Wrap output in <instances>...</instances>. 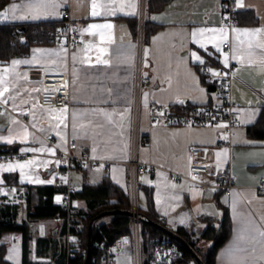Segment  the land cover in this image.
I'll return each instance as SVG.
<instances>
[{
  "label": "crops",
  "instance_id": "1",
  "mask_svg": "<svg viewBox=\"0 0 264 264\" xmlns=\"http://www.w3.org/2000/svg\"><path fill=\"white\" fill-rule=\"evenodd\" d=\"M224 1L167 0L161 9L147 13V20L156 22L158 27L147 40L145 47L147 55H144V71L150 82L142 90L139 112L140 137L148 136L149 141L145 143L140 140L137 154L140 161L155 165L140 177V183L151 187L155 212L158 217H164L162 222L167 227L186 228L192 233L197 245L207 249L209 246L203 244L207 239L199 238V235L208 225L207 221H213L214 225L218 226L225 210H228L232 231L216 251L217 264H225L229 250L236 244V236L241 230H245L246 237L252 227L264 231V194L256 188L264 177V138L252 137L247 132V127L257 120L264 106V52L253 49V54L249 57L245 46L236 53L241 58L234 59L230 43L220 44V51H217L213 42L207 39L211 33L205 32L202 38L205 44L203 48L194 43L191 36L192 32H198L199 29H226L229 40H232L233 26L240 29H264V0H242L245 7L237 9L252 10L256 21L241 24L222 21ZM59 2L60 8L66 6L69 10L70 27L85 33L82 46H70L64 37L60 42L49 40L31 44L26 55L0 57L2 70L4 67H11V61L15 59L33 61L34 49L51 53L32 63L17 65L15 73L8 77L9 92L0 98L7 99L6 107L0 106V136L13 138L11 144L0 141V150L7 148L12 151L19 150L24 155H32L31 158L0 159V164L37 161L34 167L25 169L32 182L25 179L21 183L19 169L15 172L0 171V195H9L6 186L9 178H13V181L20 185L41 186L54 184L56 179L62 177L61 170L65 162L60 159L46 137L52 138L59 146L65 148L71 139H76L86 145L92 157L100 160L98 165L84 164L72 168L71 182L77 188L85 181L97 183L108 175L125 191L129 190L127 160L130 157L132 139L135 38L140 0H132L136 5L134 15H125L118 11L115 16L96 17L91 15L92 0ZM26 3L27 0H7L0 12L10 8L11 4H17L21 6L17 9V14H23L26 11ZM126 11L131 12L132 9ZM8 15L11 17L12 13L8 12ZM60 19L59 14L35 20L9 19L5 22L23 24ZM93 23L113 25L112 29L106 32V35L111 36L112 42L102 45L106 51L101 59L108 61V64L97 63V57L100 55L97 51L100 46L99 37L84 31ZM67 29L66 25L64 33ZM257 39H264V35ZM218 40L219 37L217 42ZM88 45H91V48L86 50ZM192 52H196L204 62L212 56L222 67L232 68L230 91L237 123L233 126L235 134L229 143H220V138L227 136L226 122L199 126L169 124L161 118L155 121L149 118L148 105L151 102L172 105L179 101L188 104L220 101L217 91L211 90L203 82L200 63L191 59ZM225 54L228 59L227 66L224 64ZM73 55L76 57L75 61L72 59ZM210 66L216 68L215 65ZM41 69L69 72L71 104L66 107V128L61 125L57 129L55 125L58 121L52 119L53 116L63 118L64 114L50 111L65 107L43 104L37 98L41 81L33 71ZM9 96L15 99H10ZM73 113L77 114L75 121L72 119ZM73 123L76 124L75 132ZM24 129H27L28 137L25 142H21ZM192 146L201 147L202 159L211 163L215 169L223 167L229 160L234 182L238 187L226 193L186 179L172 181L166 169L188 173ZM41 147L51 148L54 154L46 151H22L25 148ZM217 153L221 155L217 157ZM101 165L103 167H100ZM37 179L42 183L35 182ZM211 179L212 175L204 176L208 183ZM57 197L59 193L55 197L56 202ZM72 205L82 209L85 207V201L76 198L72 200ZM141 206H146L145 194L143 203L140 198ZM62 227L63 221L57 216L39 219L32 225L33 237L29 241L28 254L31 261L55 264L61 259L65 243L77 239L74 233L62 237ZM252 235L255 236L253 243L241 242V246L246 244L248 251L237 254L235 259L246 257L250 264H264V237H260L258 232ZM0 245H5L4 258L7 261L23 264V234L20 230L3 232ZM110 264H134L131 241L124 238L121 248L115 252L114 260Z\"/></svg>",
  "mask_w": 264,
  "mask_h": 264
},
{
  "label": "built area",
  "instance_id": "2",
  "mask_svg": "<svg viewBox=\"0 0 264 264\" xmlns=\"http://www.w3.org/2000/svg\"><path fill=\"white\" fill-rule=\"evenodd\" d=\"M237 11L235 7V0H226L223 4L221 19L229 24H237ZM147 0H140L139 11L137 16L136 27V48H135V77H134V103H133V125H132V139L130 147V157L127 160L129 166L128 182H129V197H130V211H131V242L133 246L134 264H144V251L142 242V219L140 216V177L151 170L155 165L151 162L140 161L138 159V145L140 140L148 143V136L140 137L139 134V115L140 102L142 90L145 85L149 84V77L144 71V55L147 43L146 37V23H147ZM61 19L67 25V32L56 30L53 33L49 31V38L53 42H60L66 37L67 43L70 46L80 47L84 43L85 33L70 27V13L66 6H62L59 10ZM13 39L19 40L24 44L27 43V37L22 32L20 25H16L12 29ZM41 40V38H40ZM227 46V44H225ZM27 51H22L15 55H26ZM200 71L206 75L207 79L214 81L216 84L215 90L220 98L217 103L207 102L203 104H188L185 102L175 103L172 105H162L156 103H149L148 112L151 121L161 118L169 124H193V125H207L216 124L219 122H226V139L224 136L220 138V143H229L231 137L234 136L235 131L233 126L237 123V116L233 109V102L231 99L230 81L232 77V68L216 67L212 68L209 64L199 65ZM208 69L219 73L213 76ZM41 81V88L37 93L39 102L43 104H51L54 107H67L71 104V91L69 82V72L67 71H47L44 69L33 71ZM0 106L6 107V104L0 102ZM46 140L56 149L58 156L65 162L62 167V177L54 181V185L59 187L60 206L67 211L70 217H73L77 211L76 207L72 205V193L77 190V186L71 182V170L75 166L84 164L98 165L100 160L92 157L83 143H79L76 139H71L68 146H59L52 138L46 137ZM31 158V154L24 155L19 150L1 149L0 159L7 158ZM203 149L198 146L190 148V159L188 161V173H180L178 171L166 169L172 181L179 179H186L193 183L200 185H207L220 189L229 193L232 189L237 188L232 175V168L230 161L215 169L211 163L204 161ZM205 175H212L211 182L204 180ZM196 179H193V177ZM9 196L13 201L23 204L26 201L27 186L20 185L16 182L7 183ZM256 188L264 194V177L256 185ZM15 189V191H13ZM161 221L163 216L158 217ZM70 227L69 234L74 233L76 238H79L78 232L81 230V225L74 220L68 223ZM125 237L120 236L111 243L106 244L104 241L97 243L98 248L104 252V260L110 264L115 257V252L121 248L122 241ZM76 239V240H77ZM75 241H70L68 247V255L75 256L80 250L79 245ZM182 250L171 240H160L155 243L149 264H179L182 257Z\"/></svg>",
  "mask_w": 264,
  "mask_h": 264
},
{
  "label": "trees",
  "instance_id": "3",
  "mask_svg": "<svg viewBox=\"0 0 264 264\" xmlns=\"http://www.w3.org/2000/svg\"><path fill=\"white\" fill-rule=\"evenodd\" d=\"M166 1L167 0H147L148 12L161 9ZM6 3L7 0H0V10ZM236 15L239 24L254 23L256 21V16L250 9L243 11L238 10ZM16 25H20L22 32L25 33L27 37L26 44L18 39L12 42V29ZM157 27L158 24L156 22L147 20V40ZM58 29L62 31L66 29L63 19L58 21L42 20L23 24L0 22V57L8 58L22 51L28 52L30 45L37 42H48L49 40L52 42L49 38V31L53 33ZM206 63L215 65L216 67H222L212 56L208 57ZM202 78L203 82L207 84L211 90L216 88L215 82L208 80L203 73ZM247 132L252 137L264 138V106L257 120L247 127ZM9 182H14L13 178H9ZM60 190L61 189L54 184L27 186L26 201L23 204L13 201L9 195H0V236L5 231L20 230L23 234V264H45L31 261L28 256L29 241L33 237L31 230L32 225L39 219L57 216L63 221L61 230L63 237L67 236L70 232V227L68 225L69 221L74 220L81 225V230L78 232L79 238L76 240L80 250L75 256H69L68 247L70 242L67 241L61 259L55 264H84L88 250V229L91 220L103 211L119 209L120 212L103 216L93 222L91 257L88 264H107L104 260L103 250L97 246L99 241H104L106 244H109L120 236L131 241V217L127 213L130 209L128 191H125L122 187L114 183L108 175H105L97 183L85 181L72 193V200L76 198L83 199L85 201V207L82 209L76 208L77 213L73 217H70L67 211L55 200ZM140 190L144 192L146 197V206L140 207L141 213L145 218L165 224L158 218L155 212L151 187L140 183ZM207 222L208 225L199 235V238L211 241V245L207 249L198 246L192 233L186 228L178 227L174 230L184 237L196 250L203 260V264H217L216 251L230 236L232 222L227 209L218 226L214 225L213 221ZM141 234L144 264H149L154 245L160 240H171L182 250L183 254L179 260V264H198L193 253L189 251L181 241L173 238L146 220H142ZM4 251L5 245H0V264H12L4 258Z\"/></svg>",
  "mask_w": 264,
  "mask_h": 264
},
{
  "label": "snow or ice",
  "instance_id": "4",
  "mask_svg": "<svg viewBox=\"0 0 264 264\" xmlns=\"http://www.w3.org/2000/svg\"><path fill=\"white\" fill-rule=\"evenodd\" d=\"M61 4L59 0H27L26 5H24L26 11L23 14H17V9L20 8V5L17 4H11L10 8H6L4 12H0V22L8 21L9 19L12 20H35V19H41V18H47L49 16H57L59 15L58 9L60 8ZM135 3L132 2V0H128V2H125V0H92L91 2V15L93 17L101 16V15H112L115 16L117 12H123L125 15H134L135 14ZM235 7L236 8H243L245 5L243 4L242 0H235ZM126 9H132L131 12L126 11ZM8 12L12 13V16L9 17ZM155 19V18H154ZM113 25L110 23H103V24H89L86 29H84L85 32H88L92 36H98L100 46L97 47V51L100 54L97 57V63H103L108 64L109 62L106 60H102L101 56L105 53L106 49L102 46L105 43H111V36L106 35V32L110 31L112 29ZM232 33L234 34L232 37V40H229L228 32L226 29H199L198 32L194 31L191 33L192 41L194 43H197L200 45V47H205V44L203 43L204 34L205 32H209L212 35L208 37L207 39L210 42H213L214 47H216L217 51H220V44L228 42L232 45V52H233V58L234 59H240L241 57L237 56L236 53L240 51L241 48L245 47L247 48V55L250 57L253 54V49H259L261 52H264V39H257V37H261L264 35V29L256 28V29H240L238 27L233 26L231 29ZM217 37H219V40L217 42ZM91 48V45L86 46V50ZM39 54V56L37 55ZM57 56L60 55V53H55ZM51 55L47 50L42 49H34L33 50V61H37L42 56ZM145 55H147V50L145 52ZM73 61H75L76 57L73 55L72 57ZM191 59L194 62H199L200 64H204V60L201 59L199 55H197L196 52L191 53ZM33 61L29 60H19L15 59L11 61V67H4L2 70H0V98H3L5 96V93L9 92L8 85V77L11 74L15 73V68L17 65L20 64H27L32 63ZM228 59L227 55L225 54L224 64L227 66ZM208 71L211 72L213 76L218 75L219 73L213 72L211 69H208ZM27 79V77H24ZM38 89H34V91H37ZM203 91V90H201ZM145 97H147V94H145ZM10 99H15V97L9 96ZM0 102L7 103V99H0ZM182 103L183 101H179ZM51 112L55 113L59 111L60 113L64 114L63 118L53 116L52 119L57 120L55 127L59 129L61 125H63L65 128L67 127L66 123V113L67 108L62 109H51ZM76 113H73L72 119L73 121L76 120ZM105 115H108L105 113ZM109 121H111V117L109 116ZM13 123H16V121H13ZM221 127H225V125H220ZM83 128L84 125H81ZM76 124L73 123V130L75 132ZM40 131H45L44 129H40ZM28 137L27 129H24L23 137L21 138V142H25ZM226 139V137H225ZM0 141H3L5 143L11 144L13 143V138L11 136L4 137L0 136ZM24 152H49L54 154L53 150L51 148H25L22 149ZM95 151V149H94ZM226 155V153H224ZM221 153H217V157H219ZM47 162H45L46 164ZM37 164L36 160H28L24 161L23 163L17 162V163H9V164H0V171H6V172H15L17 169L20 170V177H21V183L24 182L25 179L28 180V182H32V178L27 175L25 172V169H30L34 167ZM100 167H103L101 165ZM99 170V169H97ZM193 179H196L194 176ZM37 183H42L40 180H36ZM52 181H48V183H51ZM174 187V185H173ZM15 191V189H13ZM176 199H179V197H176ZM57 201H59V197H57ZM235 207V206H234ZM249 234L246 237L245 236V230H241L237 236H236V244L233 246L232 249L229 250L228 253V259L226 260L225 264H250V262L247 260L246 257H241L239 260L235 259L237 254H243L248 251V248L246 244H251L255 241V236L252 235V233L258 232L260 237H264V231H260L259 229H256L255 227H252L250 230H248ZM245 246H241V242H245ZM255 249L253 248V251Z\"/></svg>",
  "mask_w": 264,
  "mask_h": 264
},
{
  "label": "water",
  "instance_id": "5",
  "mask_svg": "<svg viewBox=\"0 0 264 264\" xmlns=\"http://www.w3.org/2000/svg\"><path fill=\"white\" fill-rule=\"evenodd\" d=\"M117 212H120V210L119 209L106 210V211L99 213L98 215H96L91 220L90 225H89V229H88V250H87V254L85 257L84 264H88L90 257H91V238H92L93 222L98 218H101V217L109 215V214L117 213ZM127 213L129 215H131L130 210H128ZM140 216H141L142 220H146L150 224L157 226L159 229H161L162 231H164L168 235H170L173 238L181 241L187 247V249L193 253V255L195 256V258L197 260V263L203 264V260L201 259L199 254L196 252V250L190 245V243L184 237H182L180 234H178L174 229L167 227L166 225H164L163 223H161L159 221L145 218L142 213H140Z\"/></svg>",
  "mask_w": 264,
  "mask_h": 264
},
{
  "label": "rangeland",
  "instance_id": "6",
  "mask_svg": "<svg viewBox=\"0 0 264 264\" xmlns=\"http://www.w3.org/2000/svg\"><path fill=\"white\" fill-rule=\"evenodd\" d=\"M141 194H140V198H141V202L143 203V201H144V194H143V192H140ZM43 221V220H42ZM203 244L205 245V246H210L211 245V241L210 240H204V242H203Z\"/></svg>",
  "mask_w": 264,
  "mask_h": 264
}]
</instances>
